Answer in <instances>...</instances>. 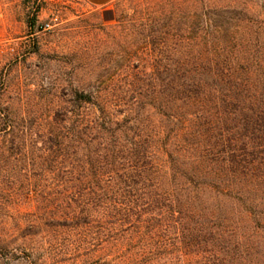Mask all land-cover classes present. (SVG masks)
I'll use <instances>...</instances> for the list:
<instances>
[{
  "label": "rangeland",
  "instance_id": "obj_1",
  "mask_svg": "<svg viewBox=\"0 0 264 264\" xmlns=\"http://www.w3.org/2000/svg\"><path fill=\"white\" fill-rule=\"evenodd\" d=\"M195 1L0 0V264H200L202 249L185 244L172 222L149 234L94 207L89 224L64 223L81 212L79 184L97 176L71 165L77 139L50 125L56 113L76 125L100 102L125 117L124 91L136 72L150 71L145 40L189 50L203 33L193 25L201 5L209 16L220 9L230 27L242 8L251 23H264V0Z\"/></svg>",
  "mask_w": 264,
  "mask_h": 264
},
{
  "label": "trees",
  "instance_id": "obj_2",
  "mask_svg": "<svg viewBox=\"0 0 264 264\" xmlns=\"http://www.w3.org/2000/svg\"><path fill=\"white\" fill-rule=\"evenodd\" d=\"M206 10L194 11L203 33L189 50L145 40L150 71L136 72L124 91L125 117L101 102L76 125L54 115L52 129L77 139L71 165L97 176L79 184L81 212L64 223L89 224L94 207L149 234L172 222L185 244L202 249L200 264H264V23L242 8L230 27L220 9Z\"/></svg>",
  "mask_w": 264,
  "mask_h": 264
},
{
  "label": "crops",
  "instance_id": "obj_3",
  "mask_svg": "<svg viewBox=\"0 0 264 264\" xmlns=\"http://www.w3.org/2000/svg\"><path fill=\"white\" fill-rule=\"evenodd\" d=\"M92 3H94L95 5H106L107 3H109L112 0H90Z\"/></svg>",
  "mask_w": 264,
  "mask_h": 264
}]
</instances>
